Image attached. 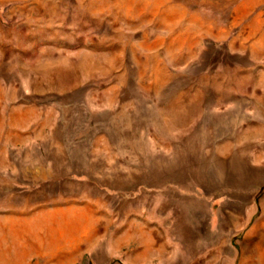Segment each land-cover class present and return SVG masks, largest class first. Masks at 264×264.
I'll return each instance as SVG.
<instances>
[{
	"label": "rangeland",
	"instance_id": "obj_1",
	"mask_svg": "<svg viewBox=\"0 0 264 264\" xmlns=\"http://www.w3.org/2000/svg\"><path fill=\"white\" fill-rule=\"evenodd\" d=\"M165 231L264 264V0H0V264Z\"/></svg>",
	"mask_w": 264,
	"mask_h": 264
},
{
	"label": "crops",
	"instance_id": "obj_2",
	"mask_svg": "<svg viewBox=\"0 0 264 264\" xmlns=\"http://www.w3.org/2000/svg\"><path fill=\"white\" fill-rule=\"evenodd\" d=\"M170 231L161 233L158 239H128L125 234L107 235V246L103 250H91L94 264H221L223 244L208 256L207 250L197 245L192 248L183 244L173 245ZM184 231L179 232L182 236ZM114 236V238H113ZM210 257V258H209ZM64 263L71 264L77 257L66 251Z\"/></svg>",
	"mask_w": 264,
	"mask_h": 264
},
{
	"label": "bare ground",
	"instance_id": "obj_3",
	"mask_svg": "<svg viewBox=\"0 0 264 264\" xmlns=\"http://www.w3.org/2000/svg\"><path fill=\"white\" fill-rule=\"evenodd\" d=\"M51 216H52V214H50ZM8 219H10V218H8ZM47 219V218H46ZM48 220V219H47ZM14 220H12V221H10V224H13L12 222H13ZM50 221V220H49ZM15 222V221H14ZM58 230V229H57ZM54 232V231H53ZM50 236V235H49ZM54 237V236H53ZM53 239V238H52ZM51 240V239H50ZM42 243V242H41ZM45 245V244H44ZM43 244L41 245V248L40 249H43L44 246Z\"/></svg>",
	"mask_w": 264,
	"mask_h": 264
}]
</instances>
